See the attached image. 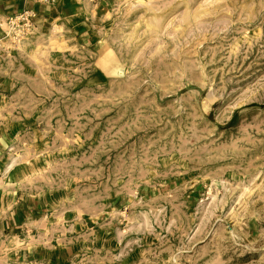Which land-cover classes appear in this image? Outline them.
I'll return each mask as SVG.
<instances>
[{
  "label": "rangeland",
  "instance_id": "1",
  "mask_svg": "<svg viewBox=\"0 0 264 264\" xmlns=\"http://www.w3.org/2000/svg\"><path fill=\"white\" fill-rule=\"evenodd\" d=\"M66 8L1 19L0 264H264V0Z\"/></svg>",
  "mask_w": 264,
  "mask_h": 264
},
{
  "label": "crops",
  "instance_id": "2",
  "mask_svg": "<svg viewBox=\"0 0 264 264\" xmlns=\"http://www.w3.org/2000/svg\"><path fill=\"white\" fill-rule=\"evenodd\" d=\"M69 3H73V0H59L55 5L36 3L29 0H0V23L2 18L28 9L33 10L36 14V21L42 22L44 20L58 18L67 14L66 7ZM20 214L22 213L20 212ZM20 217L21 215H16V217L13 218L19 221ZM6 219V223L8 224L10 219H8V217H6Z\"/></svg>",
  "mask_w": 264,
  "mask_h": 264
},
{
  "label": "built area",
  "instance_id": "3",
  "mask_svg": "<svg viewBox=\"0 0 264 264\" xmlns=\"http://www.w3.org/2000/svg\"><path fill=\"white\" fill-rule=\"evenodd\" d=\"M36 3L43 4H53L56 0H29ZM36 18V14L33 10H25L19 13L11 14L6 16V22L10 27V33L15 35V38H23L27 35L31 30L35 28L34 19ZM0 41L4 38V35L10 34L7 33L0 25ZM3 30V31H1ZM3 32V36H2ZM6 37V36H5Z\"/></svg>",
  "mask_w": 264,
  "mask_h": 264
}]
</instances>
